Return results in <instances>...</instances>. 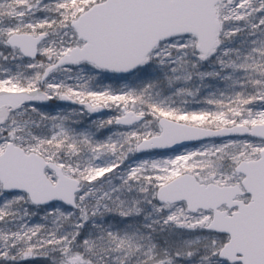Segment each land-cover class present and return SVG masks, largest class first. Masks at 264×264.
<instances>
[{
  "label": "snow or ice",
  "instance_id": "1",
  "mask_svg": "<svg viewBox=\"0 0 264 264\" xmlns=\"http://www.w3.org/2000/svg\"><path fill=\"white\" fill-rule=\"evenodd\" d=\"M0 264H264V0H0Z\"/></svg>",
  "mask_w": 264,
  "mask_h": 264
}]
</instances>
